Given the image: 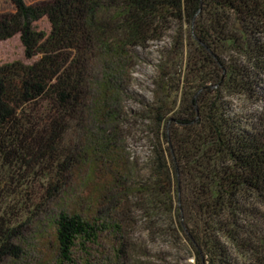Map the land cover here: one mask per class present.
<instances>
[{
    "label": "trees",
    "instance_id": "trees-1",
    "mask_svg": "<svg viewBox=\"0 0 264 264\" xmlns=\"http://www.w3.org/2000/svg\"><path fill=\"white\" fill-rule=\"evenodd\" d=\"M11 1L0 41L19 34L34 60L0 64V263L37 221L45 263L155 264L140 223L189 264H264V0ZM176 23L137 111L153 135L139 175L122 100L137 49Z\"/></svg>",
    "mask_w": 264,
    "mask_h": 264
},
{
    "label": "rangeland",
    "instance_id": "rangeland-1",
    "mask_svg": "<svg viewBox=\"0 0 264 264\" xmlns=\"http://www.w3.org/2000/svg\"><path fill=\"white\" fill-rule=\"evenodd\" d=\"M25 1L28 4H37L44 0ZM13 12H15V6L11 0H0V16ZM42 25L47 26V21L42 20ZM179 30L180 27L176 23L163 41H153L150 42L146 48L137 49L138 58L135 60V65L131 72V81L127 86L122 100L123 114L125 120L127 121V123L123 126L124 136L126 137V139H124V145L130 159L134 161L135 164L137 163V167H139L137 174L139 175L144 174L145 172L148 174L146 165L152 155L153 135L149 131L150 122L146 119L141 120V118H138L137 111L142 107V101H149L153 97L152 78L155 74L156 64L160 58L159 50L163 46L170 44L172 37L176 35ZM17 60L24 63H30L34 60L28 59L25 56L24 47L19 34L10 39L0 41V64L10 63ZM234 102L238 107L244 105V103L238 99L234 100ZM39 195L37 194V196ZM35 201H38V199ZM35 201H29V203L31 202L29 205V209L31 211L37 207L35 206ZM59 206L60 203L54 201L53 203L47 205V212H50L53 215L58 211L60 208ZM38 209H40V207H38ZM35 212H39V210H36ZM38 217L44 221L43 214L38 215ZM39 225L40 224L35 221L32 225L28 224V226L25 227L21 240L17 242L22 250L18 259L13 260L8 257L0 264H56L53 260L49 263H45L46 259L49 257L47 253L50 252L45 241L47 239H53V231L48 229L49 231L44 233L46 238H40L38 234V231L40 230ZM45 227L46 223L43 224V228ZM47 228L48 227L44 230ZM131 237L138 244L153 251L152 256L149 258L150 261H155L154 253L164 251L162 258L155 261V264H189L193 260V257L187 256L184 245L179 244L178 242H173L171 239L159 240L157 243H151L148 239V233L142 229L140 223L135 226ZM81 257L82 255H78L74 257V262H65V264H84Z\"/></svg>",
    "mask_w": 264,
    "mask_h": 264
}]
</instances>
